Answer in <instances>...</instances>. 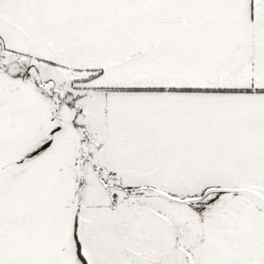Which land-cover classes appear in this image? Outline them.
<instances>
[{
	"label": "snow or ice",
	"instance_id": "6c2138e0",
	"mask_svg": "<svg viewBox=\"0 0 264 264\" xmlns=\"http://www.w3.org/2000/svg\"><path fill=\"white\" fill-rule=\"evenodd\" d=\"M0 264H264V0H0Z\"/></svg>",
	"mask_w": 264,
	"mask_h": 264
}]
</instances>
